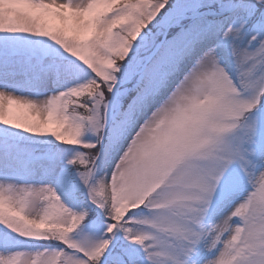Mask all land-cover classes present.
<instances>
[{
	"label": "snow or ice",
	"instance_id": "snow-or-ice-1",
	"mask_svg": "<svg viewBox=\"0 0 264 264\" xmlns=\"http://www.w3.org/2000/svg\"><path fill=\"white\" fill-rule=\"evenodd\" d=\"M0 264H264V0H0Z\"/></svg>",
	"mask_w": 264,
	"mask_h": 264
},
{
	"label": "rangeland",
	"instance_id": "rangeland-1",
	"mask_svg": "<svg viewBox=\"0 0 264 264\" xmlns=\"http://www.w3.org/2000/svg\"><path fill=\"white\" fill-rule=\"evenodd\" d=\"M15 111L19 112L20 114H25L27 113L29 110L27 109H14ZM34 115V114H33ZM21 260L23 259V257L20 258Z\"/></svg>",
	"mask_w": 264,
	"mask_h": 264
}]
</instances>
